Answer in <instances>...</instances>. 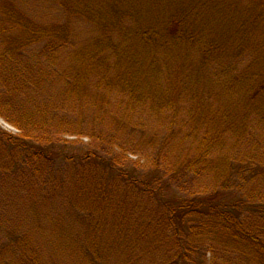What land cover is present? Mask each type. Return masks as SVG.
<instances>
[{
  "label": "rangeland",
  "instance_id": "rangeland-1",
  "mask_svg": "<svg viewBox=\"0 0 264 264\" xmlns=\"http://www.w3.org/2000/svg\"><path fill=\"white\" fill-rule=\"evenodd\" d=\"M89 2L108 13V0ZM130 2L132 5L128 8L132 15L141 14V20L135 22V19V24L125 20L126 27L138 25L143 16L146 22L140 26L152 25L151 21L163 24L155 28L158 39L153 36L149 42H144L136 38L131 48L129 46L132 50L124 62L128 78L123 80L133 82L132 92V88L122 89L120 84L109 86L105 80L97 86L95 75L86 91L69 88L65 78H71L83 63L76 51L83 47L92 51L93 41L103 37L102 29L81 12L83 5L86 6L84 0H0V24L4 15L14 9L47 29L64 26L70 36V43L53 64L45 57L37 59L46 40L32 45L29 58L35 56V59L30 61L31 68L21 65L19 68L24 71L20 73L39 75L40 66L43 74L54 69L62 73L47 81L41 92L26 90L28 97L36 105L49 102L59 107L62 112L58 114H64L66 120L69 118L73 123L84 120L85 131L91 128L109 136V140V132L115 131L118 141L137 145L134 151L138 153L129 152L127 147L116 148L113 140L107 152L97 138L61 133L56 137L59 155L78 159L80 153L93 150L100 157L92 162V172L104 177L110 173L105 175L102 163L111 159L110 155L120 162L118 169L134 168L141 176L154 173L153 159L161 147L159 167L165 168L166 174L198 157L201 163L196 166L202 165L204 169L198 177L182 184L188 193H212L219 187L217 177L223 178L231 166L238 165L243 167L242 172L238 171L225 193L217 197L240 215L248 231L264 235V121L255 112L246 127L245 123L234 119L246 110L248 97L247 92L240 89L245 87L242 84L258 88L264 83V0H233L231 5L223 6L221 0ZM159 9L163 14L157 21L153 15ZM220 14L222 20L215 19ZM178 18L180 27L170 26L169 32L165 27ZM241 28L246 29L245 36L240 37V44L236 46L238 39L234 37ZM183 33L193 38L186 39ZM111 35L114 36V32ZM113 39L128 44L126 32H116ZM224 45L227 48L223 49ZM238 49H243L240 56H237L241 52H237ZM231 51L229 56L227 53ZM112 61L114 65V55ZM232 78L237 80L235 86L226 82ZM241 79V86H237ZM256 101L264 105V95L258 96ZM220 127L219 135L212 142L214 146L205 150L210 135ZM0 131L12 135L19 132L1 117ZM74 168L57 159L52 166L45 167L42 175L0 178V223L6 233L25 236L30 243L27 251L35 255L36 264H94L89 244L95 238L101 247L115 253L107 264H128L131 256L141 264H161L165 259L163 254L144 259L140 245L128 244L122 252L116 244L118 234L114 223L125 219L129 211L144 208L142 198L121 206L103 207L106 205L97 204L87 193L76 189L79 184L72 180ZM50 171L56 172L50 174ZM156 171L158 173L159 169ZM244 174L250 176L243 179ZM82 175L92 177V173ZM171 188L175 193L168 192L166 199L174 201L179 189L173 185ZM148 207L156 214L162 206ZM146 218L141 217L133 234L144 228ZM216 236L207 231L197 239L199 250L194 253L193 264H263L248 247L230 245L223 236ZM11 249L0 251V264H18L22 250Z\"/></svg>",
  "mask_w": 264,
  "mask_h": 264
},
{
  "label": "trees",
  "instance_id": "trees-1",
  "mask_svg": "<svg viewBox=\"0 0 264 264\" xmlns=\"http://www.w3.org/2000/svg\"><path fill=\"white\" fill-rule=\"evenodd\" d=\"M89 1L84 0L86 6L83 5L81 12L102 29L103 37L93 41L92 51L84 47V49L80 48L76 51V55L80 56V61H83V63L81 62L82 64L77 67L71 78L67 76L65 80L68 79L69 88L86 91L90 79L92 80L96 76L97 86H101L103 80H105L109 86L120 84L122 89L132 88V92L134 89L133 82L131 83L128 80L125 83L123 80L128 78L124 62L132 50L129 49V46L131 48V43L136 38L144 42H149L153 36L158 39L159 35L155 28H158L157 25L162 26L163 24L162 22L151 21L152 25L140 26L146 22L143 16L141 23L129 28L125 26V20L132 21V23L135 19V22L141 20V14H134L133 16L128 8L132 5L130 0H108V13L99 10L98 6L94 7ZM232 2L233 0H221L222 6L231 5ZM162 14L163 12L159 9L153 16L158 21ZM5 15L3 21L1 20L2 24H0V117L19 132L17 135H12L0 131V178L6 176L24 178L29 174L42 175L45 172V167L52 166L57 159H61L62 162L66 161L68 165L75 166L74 170L76 171L72 175V180L79 184L76 189L87 193L97 204L106 205L103 207H115L131 200L137 201L140 198L144 201V208L129 211L125 219L119 220L114 223L115 225L113 224L118 234L116 244L120 248L119 251L123 252L124 249L128 248V244L136 243L140 245L142 251L140 255L144 259L163 254L165 259L162 260L161 264H193L194 253L199 250V240L197 239L210 231L212 234H217V238L223 236L230 245L234 243L239 247L240 245L248 247L254 253L252 255H255L264 264V235L248 231L243 226L244 221L240 219V215L230 210L225 205L226 203L219 201L217 197L219 193H225L230 183L234 181L237 172H242L243 167L231 166L223 174V178L221 176L217 177L216 182L218 180L219 184L217 186L219 187L215 188L212 193H197V191L188 193L185 192L182 184L195 179V176L198 177L204 169L202 165L196 166V164L201 163L200 160H197L198 157L189 159L176 171L166 174L167 170L159 167L162 164L161 152L163 147H161L153 159L154 173L141 176V173L136 174L134 168L128 170L118 169L120 162L110 155L111 159L102 163L105 168V175L110 173L107 177H104V174L99 175L97 172H92V162L100 157L93 150L87 149L84 153H80L78 159L59 155L60 147L57 145L59 143L56 142V137H59L61 133L86 136L90 139L97 138L100 140V144L105 145L107 152L112 148L110 145L114 144L113 140L116 148L127 147L129 152L138 153L134 151L137 150V145H128L120 140L118 141L115 131L109 132L110 140L108 139L109 136H104L103 133L98 134L92 131L91 128L85 131L87 127L84 120L73 123L69 118L66 120L64 114L61 116L58 114L62 112L59 107L48 104L49 102L36 105L28 97L26 90L31 91L34 89L33 92H41L47 81L57 73H62L55 69L50 71V67V72L43 74L41 66L39 68L41 74L39 75L20 73V71H24L19 68L21 65L26 64L31 68L29 66L30 61L35 59V56L29 58V54L33 52V50H30L32 45L46 40V43H43V51L37 54V59L45 57L49 60L48 62L53 64L57 61L56 59L62 49H65L70 43V36L65 33L66 28L64 26H56L51 30L50 28L47 29L41 24H34L30 18H27L18 10L12 9ZM222 17L220 14L215 19L222 20ZM151 19L154 20L153 17ZM179 23H181L180 18L178 20L174 19L165 28L170 32L169 27L175 24L180 27ZM113 32L114 36L111 35ZM116 32H126L128 44L115 41L113 37L116 36ZM245 32L246 29L241 28L238 31L239 35H235L234 38L238 39L235 43L236 46H239L240 37H244ZM183 34L186 39L191 40L193 38L189 34V36ZM242 41L244 42V40ZM224 48L227 47L224 45ZM240 50L241 52L237 56L243 54V49H238L237 52ZM227 54L231 56L232 51ZM112 55L116 59L114 65ZM17 70L19 73H17ZM242 80L238 82L237 86H241ZM236 81L232 78L226 82L231 86H235ZM242 85L245 87L240 89L247 92L248 97L245 100L246 110H243L234 119L237 121L239 119V121L245 123L246 127L252 112L259 114L264 121V105L258 104L256 101L258 96L264 95V83L258 88H255L254 85L251 86L252 84L243 83ZM136 86L137 84H135ZM228 110L230 111V109ZM62 129L64 130L62 131ZM221 129L222 127L216 129L213 135H210V142L207 143L205 150H210L214 146L212 142L217 138ZM243 132H246V128L243 129ZM54 147L57 150H54ZM79 159L80 163L78 162ZM192 168L193 170L190 171ZM156 169H159L158 173ZM55 172L50 171L48 173ZM91 173L92 177L82 175H90ZM247 176H250V174H244L243 179ZM49 178L47 177V179ZM69 178L71 179V176ZM171 185L179 189L177 191L178 195L173 197L174 201L166 199L168 192L173 191ZM173 192L175 193V191ZM152 204L162 206L156 211V214L149 210L148 205ZM142 216L147 217L144 221V228L133 234L136 228L139 227ZM118 218L120 219V217ZM197 221L200 222L199 225L194 224ZM189 222L194 223L190 224ZM2 234L3 236H1ZM0 236L1 252L10 247L12 251L15 248H20L22 252L17 263L36 264L35 255L27 251L30 243L25 236L6 233L2 223H0ZM89 245V248L91 247L89 249L91 261L94 264H107V260L115 254L114 251L101 247L99 240L96 238ZM127 261L128 264H141L133 256L129 257Z\"/></svg>",
  "mask_w": 264,
  "mask_h": 264
}]
</instances>
